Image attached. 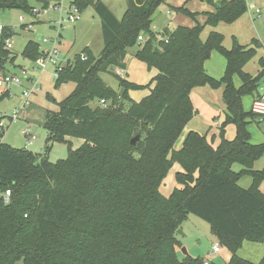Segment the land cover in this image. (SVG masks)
<instances>
[{
    "label": "trees",
    "instance_id": "1",
    "mask_svg": "<svg viewBox=\"0 0 264 264\" xmlns=\"http://www.w3.org/2000/svg\"><path fill=\"white\" fill-rule=\"evenodd\" d=\"M125 1L117 19L102 0H72L80 11L92 6L99 16L103 47L97 55L84 47L58 71L56 87L66 82L75 86L56 102L57 110H46L44 147L48 151L54 142L70 147L72 136L82 138V145L50 162L46 152L3 142L0 127V264H203L199 258L187 255L179 261L176 256L175 232L188 214L208 222L230 251L227 264H264V255L254 263L236 254L243 241L264 240V168H253L264 154V142H250L247 126L256 116L242 105L245 95L258 92L264 59L251 75L243 67L256 54L255 39L248 47L233 37L227 49L219 32L210 31L205 40L200 36L205 25L237 20L246 12V1L217 0L203 24L161 31L152 28L153 15L168 0ZM0 9L32 10L27 0H0ZM175 10L196 16L184 7ZM9 33L2 29V73L15 60L4 44ZM139 35L145 39L139 41ZM212 51L226 59L220 78L204 69ZM21 54L35 61L42 52L30 40ZM129 54L157 71L148 84L116 73L125 68ZM104 73L117 78V90L104 81ZM199 86L222 87L226 111L218 126L219 142L214 145L208 132L189 130L174 149L197 114L190 93ZM144 88L149 93L139 101L130 97L131 90ZM6 96L0 94V102ZM228 124L235 126L232 139L224 136ZM174 163L182 168L175 174L180 187L165 196L159 187ZM235 163L241 165L239 171L232 169ZM245 175L251 178L247 187L238 184Z\"/></svg>",
    "mask_w": 264,
    "mask_h": 264
},
{
    "label": "rangeland",
    "instance_id": "2",
    "mask_svg": "<svg viewBox=\"0 0 264 264\" xmlns=\"http://www.w3.org/2000/svg\"><path fill=\"white\" fill-rule=\"evenodd\" d=\"M48 6L44 7L43 3L38 0H27L28 5L33 9L36 8L40 11V14L34 16L31 12H25L20 9H0V39L2 36V29H10L11 38V52L15 55L13 64H7L5 66V73H13L21 75L24 79L25 85H27V77L31 76L33 80L37 81L38 89L37 92L30 94L29 104L23 105L24 97L22 94V87L12 85L7 96L0 102V115L4 116L3 129L4 134L2 141L8 143L12 147L30 150L32 152H46L48 160L55 162L59 159H65L68 156L69 148L73 150L82 145L84 140L80 137H69L70 147L66 142H54L51 148L47 151L43 145L47 132L44 129L42 122L46 109L56 110V102L61 101L65 98L72 90L73 83L66 82L59 86H55V74L53 65L48 64L44 69L38 67L34 61H30L22 56V50L25 45L30 41H35L39 44L40 49L49 48L52 43H46L43 40L50 38L54 41L55 37H58L56 47L59 50L61 57L69 58L72 60L73 57L80 53L82 49L88 45L92 49L93 54H98L103 47L102 34L97 26V14L94 12L92 6H88L80 11L81 18L72 23H67L61 27L55 24V20L59 18V13L54 9H47L43 13L44 8L49 6L67 7L71 0H48ZM115 12L118 18H121L125 8V0H104ZM174 6V10L170 14H167L166 6H161L156 10L153 15V24L157 28L166 26L171 29L179 24H187L194 26L195 23L203 24L206 20L205 12L214 11V2L208 0H169ZM246 5L254 3L260 12L254 13V10L247 7L246 12L240 16L237 20L231 23L220 22L217 26L205 25L201 32V38L204 40L208 36V32L213 31L220 32L223 35V46L227 49L231 48L233 44V37L242 45L252 46V39H255L259 45L256 49V54L244 65L243 71L255 75L258 73L260 68L259 59H264V0H245ZM184 7L189 12L195 13V18H192L188 13L176 11L175 8ZM171 9V8H170ZM21 17L23 20H21ZM26 24H30L28 28ZM62 35V37H59ZM128 60V76L131 80L148 84L152 75L148 72L145 63L138 60L131 54ZM215 58L218 61H215ZM207 71L212 74L215 78H218L223 74L225 68L226 59L222 54L217 51H212L209 57ZM22 70L26 71V74H21ZM121 72V71H120ZM156 70L153 69L152 73L156 74ZM41 73L40 84L38 82V75ZM121 75L120 73L116 72ZM1 74V72H0ZM125 77V74H124ZM104 81L113 89H118L119 84L115 76L104 73L102 74ZM127 79V78H126ZM234 83L238 85L240 83L238 76H234ZM211 93V98L218 105L222 103L220 93L215 89L208 88ZM214 91V92H213ZM216 91V92H215ZM149 93L148 88L140 90H131L129 95L135 100L139 101L142 97ZM253 95H245L242 99V105L245 111H249L250 104ZM195 102V101H194ZM197 104V103H195ZM222 107V105H221ZM201 108V107H200ZM15 109H19V115L17 118L10 119L9 115ZM206 108L203 109L205 112ZM217 112H220L219 109ZM204 117L205 114L201 112ZM225 111H221L219 122L223 121ZM28 121H25V119ZM32 122V123H31ZM212 125H214L212 123ZM30 129V133L35 135V139L29 140L28 136L25 135V130ZM207 128V127H206ZM247 129L250 133V141L254 144L264 142V119L259 120L256 117L254 121H250ZM206 129H204V132ZM235 126L228 124L225 127V138L229 139L235 135ZM215 134L213 135L212 133ZM217 128L213 127L208 131V139H212L214 145L219 142ZM186 132H182L174 144V149H178ZM41 144V145H40ZM254 169L264 168V154L258 158L254 164ZM234 171H239L241 165L235 163L232 165ZM182 168L178 163H174L169 169L168 173L160 184V192L168 196L174 188L180 187L177 183L175 174L181 171ZM251 182L250 176H242L238 180V184L243 187L249 186ZM177 230H180L179 232ZM175 232L176 244V256L179 261H182L187 255L193 258H199L202 260H208L210 264H227L230 260V251L220 245V250L217 253L212 252V245L215 239L208 222L201 218L188 214L183 219ZM219 243V241L217 240ZM257 245V246H256ZM259 247V248H257ZM185 249L186 253L183 251ZM236 254L251 262H258V260L264 254V240L262 242H251L243 241Z\"/></svg>",
    "mask_w": 264,
    "mask_h": 264
},
{
    "label": "built area",
    "instance_id": "3",
    "mask_svg": "<svg viewBox=\"0 0 264 264\" xmlns=\"http://www.w3.org/2000/svg\"><path fill=\"white\" fill-rule=\"evenodd\" d=\"M247 7L254 10V13L258 14L260 12L259 8H257L255 6L254 3H249L246 5ZM47 9H54L59 13V18L57 20H55V24H57L59 27L67 24V23H72V22H76L81 18L80 15V10L77 7L76 4H74L72 2V0L69 2L68 6L63 8L58 7V6H49L48 8H44L43 13H45L47 11ZM31 13L36 16L38 14H40V11L36 8H33L31 10ZM21 20H23V18L21 17ZM26 26L29 28L30 24H26ZM161 38V36H160ZM145 39V37H143L142 35L138 36V40L139 41H143ZM58 37H55L54 41H51L50 38H46L43 41L46 43H52V45L49 48H44L41 50L42 54L34 61L38 67L44 69L48 64H52L53 65V70H54V78L57 77V73L58 71L67 63V59L61 57L58 48L56 47V43L58 42ZM166 41V40H165ZM4 44L7 48H11L12 42H11V38L10 35H7L4 39ZM82 59H85V56L82 55L81 56ZM118 73H120V71H117ZM21 74L25 75L26 71L22 70ZM27 83L29 84V86H25L24 84V79L21 77V75H16L13 73H2L0 74V94L7 92L9 90V88L12 85L15 86H23V97H24V102L23 105H27L29 104V96L30 94L34 93L37 91L38 84L36 80H32V77L29 76L27 77ZM100 104L102 105H106L105 101L103 99H101L99 101ZM249 111H251L252 114H254L257 118L259 119H264V76L262 77V79L260 80L259 83V89L258 92L255 96H253V99L251 101V105H250V109ZM19 115V109H15L11 115H9L10 119H14L17 118ZM0 127L3 128V121H0ZM25 135L28 136L29 140H33L35 139V136L33 134L30 133V129H26L25 131ZM9 196V191H6L4 194V199L5 201H7V197ZM220 250V243H218L217 241H215L213 243L212 246V252L213 253H217ZM203 264H209L208 260H203Z\"/></svg>",
    "mask_w": 264,
    "mask_h": 264
},
{
    "label": "crops",
    "instance_id": "4",
    "mask_svg": "<svg viewBox=\"0 0 264 264\" xmlns=\"http://www.w3.org/2000/svg\"><path fill=\"white\" fill-rule=\"evenodd\" d=\"M46 2H48L49 3V1L48 0H45ZM102 2L108 7V9L111 11V13L117 18V19H121V18H118V16L115 14V12L112 10V8L104 1V0H102ZM126 2V1H125ZM166 7H168L169 9H167V14H170L171 13V11H173L174 10V6L171 4V2L168 0L167 1V3H166V5H165ZM93 8V7H92ZM171 8V9H170ZM94 10V9H93ZM171 10V11H170ZM125 11V10H124ZM94 12H95V10H94ZM96 13V12H95ZM97 14V13H96ZM123 15V14H122ZM98 16V15H97ZM122 17V16H121ZM97 20L98 21H96L97 22V26H98V28H99V30H100V33L102 34V31H101V21H100V18H99V16L97 17ZM179 25H185V26H189V25H187V24H179ZM217 25H219V23L217 24ZM216 25V26H217ZM167 26V25H166ZM166 26H163V27H161V28H157L153 23H152V28L155 30V31H161V30H163L164 28H166ZM176 26H178V25H176ZM175 26V27H176ZM175 27H173V28H171V29H174ZM213 29L214 28H212V30H210V31H213ZM209 33V32H208ZM220 33V32H219ZM59 37H62V35H59ZM207 38V37H206ZM205 38V39H206ZM204 39V40H205ZM203 40V39H202ZM85 47H88V45L87 46H85ZM90 48V47H89ZM91 49V48H90ZM91 51H92V49H91ZM211 56V55H210ZM130 56H127L126 57V59H125V64H126V66H125V68L123 69V70H120V69H115V71L117 72L118 70L119 71H121L120 72V74H121V76L123 77V78H127V80L128 81H131V82H134V83H137V82H135V81H133V80H131L129 77H127L128 76V74H129V72H128V69H127V65H128V60L131 58H129ZM67 60H69V58H66ZM210 59H207L205 62H204V69H205V71H206V73H208L209 75H211L212 76V74L210 73V72H208L207 71V64H208V61H209ZM215 61L217 62L218 61V59L217 58H215ZM146 66V65H145ZM147 68V67H146ZM224 70H225V68H224ZM224 70H223V73H224ZM259 70H260V68H259ZM258 70V71H259ZM148 72H150V74L152 75V77L155 75V73L153 74L152 73V71H153V69L152 70H147ZM124 74H125V77H124ZM223 74H221V76H222ZM256 75V74H255ZM221 76H219L218 78H220ZM40 77H41V73L38 75V77H37V79H38V82H39V84H40ZM216 78V77H215ZM32 80H33V78H32ZM73 83V82H72ZM25 84V83H24ZM137 84H142V83H137ZM239 85V84H238ZM237 85V86H238ZM25 86H29V84L27 83V85H25ZM74 86H75V84L73 83V88H74ZM19 87H22V86H19ZM73 88H72V90H73ZM208 88H210V87H208ZM71 90V91H72ZM216 91H218L219 93H220V97H221V99H222V87L221 88H218V89H215ZM215 91V92H216ZM37 92V91H36ZM210 92H212V91H210L209 89H207V87L206 86H199V87H195V88H193L192 89V91H191V93H190V98H191V101H192V103H193V106H194V108L197 110V114L186 124V126H185V128H184V132H186L187 133V131H189V130H195V131H198V132H200V133H206V132H208V131H210L213 127H215V128H217V132L216 133H218V126L221 124V122H219V118H220V113H221V111H226V109H225V104H224V102H223V100H222V103L221 104H219L218 105V108H217V104H216V102L217 101H215V100H213L212 98H211V93ZM214 92V91H213ZM4 93H6V94H8V91L7 92H4ZM35 93V92H34ZM1 94H3V93H1ZM243 99V98H242ZM252 99H253V97H252ZM195 101V102H194ZM252 101V100H251ZM195 103H197V104H195ZM221 105H222V107H221ZM251 105V104H250ZM201 107V108H200ZM204 108H206V110H205V112L203 111V109ZM219 109V111L220 112H217V110ZM46 110H50V109H46ZM46 110H45V113H46ZM56 110H57V108H56ZM53 111H55V110H53ZM201 112L203 113V114H205V116H207V117H204L203 115H201ZM45 113H44V118H45ZM44 118H43V122H42V125H44ZM24 119H25V117H24ZM25 121H27L26 119H25ZM28 122V121H27ZM32 123V122H31ZM212 123L214 124V125H212ZM207 127V128H206ZM204 129H206V131L204 132ZM31 131V130H30ZM213 135L215 134V132L214 133H212ZM225 134V133H224ZM35 136V135H34ZM235 136V135H234ZM228 138L229 139H232L231 138V136H228ZM46 139V138H45ZM251 142V141H250ZM41 145V144H40ZM43 145L45 146V141H44V143H43ZM260 189L264 192V182H262V184L260 185ZM214 236V238H216V236L215 235H213ZM215 241H217V238L215 239ZM213 246V245H212ZM257 246V245H256ZM257 248H259V247H257ZM219 252V251H218ZM264 255V254H263ZM262 255V256H263ZM262 258V257H261ZM260 258V259H261ZM259 259V260H260ZM258 260V261H259Z\"/></svg>",
    "mask_w": 264,
    "mask_h": 264
},
{
    "label": "water",
    "instance_id": "5",
    "mask_svg": "<svg viewBox=\"0 0 264 264\" xmlns=\"http://www.w3.org/2000/svg\"><path fill=\"white\" fill-rule=\"evenodd\" d=\"M137 139H138V135H136L135 137H133V138L130 140V143H131L132 145H134V144L136 143ZM177 231L179 232L180 230H177ZM183 251L186 253L185 249H183Z\"/></svg>",
    "mask_w": 264,
    "mask_h": 264
}]
</instances>
